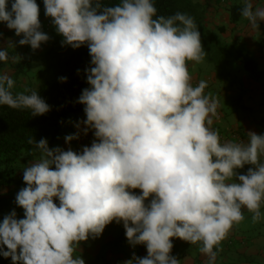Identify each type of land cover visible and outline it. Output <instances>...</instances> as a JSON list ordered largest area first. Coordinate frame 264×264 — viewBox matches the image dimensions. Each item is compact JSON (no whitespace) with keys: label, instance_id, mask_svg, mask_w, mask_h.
Segmentation results:
<instances>
[{"label":"clouds","instance_id":"9594fccd","mask_svg":"<svg viewBox=\"0 0 264 264\" xmlns=\"http://www.w3.org/2000/svg\"><path fill=\"white\" fill-rule=\"evenodd\" d=\"M44 6L62 46L86 45L91 57L89 87L76 101L86 119L74 122L77 131L64 140L70 144L90 131L94 139L77 152L28 138L33 159L15 197L24 218L15 209L3 217L0 256L12 264H85L74 255L80 243L115 221L130 246L147 250L124 264H179L171 255L174 237L199 245L215 264L222 241L245 219L243 209L252 223L262 219L264 134L248 131L247 142H222L212 127L220 102L205 94L207 81L193 86L188 70V62L202 63L207 54L198 25L180 12L157 15L154 0L112 6L44 0ZM241 14L254 29L264 20V8L254 10L252 0H244ZM0 22L32 50L50 39L36 0H12L10 9L0 0ZM8 60L0 50V61ZM14 84L0 74V106L32 116L51 110L37 91L14 95ZM245 165L252 167L239 172Z\"/></svg>","mask_w":264,"mask_h":264},{"label":"trees","instance_id":"16d2710c","mask_svg":"<svg viewBox=\"0 0 264 264\" xmlns=\"http://www.w3.org/2000/svg\"><path fill=\"white\" fill-rule=\"evenodd\" d=\"M119 2L120 0H103V3L107 6ZM11 3L12 0H8L9 9ZM36 3L39 6V18H44V0H36ZM154 3L158 10L157 15L170 16L180 12L191 16L198 25L201 41L207 53L204 62L211 66H209V70L212 74V76H206L207 88L210 86L212 88L205 93L206 95L211 93L218 98L220 110L224 111L222 104L228 103L229 106L234 105L233 108L229 107V111L242 113L252 111V106L246 105L243 101V97L249 93L251 89L249 86L251 85L259 87L260 98L262 104H264V68L261 67L262 65L252 49L253 44L247 46L239 43L238 39L240 38H237V34H234L232 39L225 40L219 34L223 31L222 26L216 27L210 23L218 31L209 28L204 16L206 13L205 6L197 0H154ZM243 7L244 2L240 1L227 7L230 23L236 24L241 20H247L241 14ZM41 25V30L50 37L45 42L44 51L38 57L43 64L42 67L38 71L28 69L31 61L30 57L33 59L29 53L32 51L30 45L20 46V51L17 54H13L14 52L9 53L7 62L11 64L12 70H14L12 74L14 81H17L21 76L26 78L25 82L28 81L25 87L14 86L11 90L13 94H31V91H37L51 106V110L41 116H32L30 110L27 109L18 110L9 108L6 105L0 106V222L7 215L6 209L8 207L15 210L20 208L15 203V197L17 192L25 186L22 179L23 168L33 159L30 154L32 146L28 144V138L34 137L37 141L46 138L49 147H55L59 126L65 122L67 114L77 113L84 108V105L76 101L82 90L89 87L85 74V69L91 61L88 47L84 45L78 49H73L68 45L62 46L61 41L64 38L57 32L54 35L51 34L54 26L50 21L46 20ZM1 26L0 32L3 33L1 37H9V33H12L13 30L10 32L2 30ZM233 27L232 33H236L239 28ZM261 27V34H264V25H261ZM18 38L21 39V37ZM258 38L260 40H254L255 46L262 47L264 43L260 37ZM10 44L11 42L6 44L7 47L4 48L7 50ZM13 57L20 62L14 63ZM23 59L26 61L24 62ZM193 67H196V65L193 62H188V70H193ZM78 69L80 70L79 73L77 72ZM60 77H67V81L61 82ZM197 78L200 81L199 73ZM218 81H225V84H219L217 85L218 88H214ZM33 82L38 85L37 89L32 88ZM223 86L226 88L224 89ZM250 96L248 95L246 98L251 100L252 97ZM220 118L222 119L221 115L218 119ZM223 122L228 123V120L224 119ZM222 128L218 127V131L222 132ZM240 134L241 138L236 142L243 141L247 137L241 132ZM226 138L232 137L229 135ZM224 140L221 138L222 142ZM234 241L235 239L231 243H234ZM0 264H12L11 258L0 256Z\"/></svg>","mask_w":264,"mask_h":264},{"label":"rangeland","instance_id":"374dc122","mask_svg":"<svg viewBox=\"0 0 264 264\" xmlns=\"http://www.w3.org/2000/svg\"><path fill=\"white\" fill-rule=\"evenodd\" d=\"M200 3H202L205 6V20L209 26V28H211L212 30H217L218 29H214L213 26L210 24L212 23L213 25H215L216 27H220L222 26L223 31L222 33L219 32L220 36L222 38H224L225 40H229L232 39L234 34H237V38L238 42L243 44V45H249V44H253L252 49L255 51L257 58L259 59V62L261 63V67L264 68V44L261 46H255V42L254 40H260L258 37H260L262 39V42L264 43V34H261V25H264V20L259 21V26L256 27L255 29L251 27L250 22L248 20H244V21H239V23L233 24L229 22V11L227 7H230L232 5V3H237V2H244V0H197ZM253 3V8L254 10L256 8H264V0H252ZM225 4V5H224ZM45 10V8H44ZM44 18L48 21L51 22V18L47 17L46 15H44ZM44 18H39L41 21V24H43L46 20ZM4 26H1V25ZM53 25V24H52ZM0 26L2 27V30H8L9 32L11 31L10 29L7 28L5 23H1ZM51 26V25H50ZM54 26V25H53ZM233 26L238 27L239 29L236 30V33H232V28H234ZM226 29V30H225ZM56 28L55 26L52 29L51 34L54 35L56 33ZM232 33V35H230ZM264 33V32H263ZM9 37H5L0 39V50H5L7 47L6 44H9V42H11V44L9 45V48L7 49L9 52H14L13 54H17L20 50V46L23 45H19L18 41L20 38H18V36L15 35V30H13L12 33H9ZM22 38V36H19ZM3 46V48H1ZM46 46V43H42L39 49L36 50H32L30 53V55L33 57V59H31L30 57V64L28 69H31V71H38V69L40 67H42V62L41 60L38 59V57L42 54V52L44 51V48ZM24 62L26 61L25 59H23ZM195 64V62H193ZM14 64V63H13ZM196 67H193V70L190 69V74L191 75H198L200 76V80H205L207 75L212 76L211 72H210V65L206 64V62L199 63V64H195ZM210 66V67H209ZM12 67L11 64H9L8 62H4V61H0V74H4L7 73L8 75L11 76L12 78V74H13ZM25 77L21 76L19 77V79L17 81H14L15 84L14 86H23L25 87L27 82H25ZM228 81V80H227ZM225 84V81L223 82H219L215 84L214 88H218L217 85L219 84ZM248 84V83H247ZM207 85H208V81H207ZM252 86V87H251ZM249 86L251 89L249 90V93H247L245 95V97H243V101L245 102L246 105L248 106H252L253 110L252 111H246L244 113L242 112H235V111H229V107L233 108V106H229L228 103H224L223 105V110H219V115L222 116V121H224V119L228 120V129H227V134L229 135H234L235 139L233 138H228L233 142H236V140H238L240 137V132L245 134L247 137L245 139H243V142H247L248 140V131H255L258 134H264V122H262L264 120V104H262L261 98H260V90L259 87H256L255 85H251ZM33 89H37L38 85L36 84V82H33ZM209 88H212L211 86ZM223 88L225 89L226 87L223 86ZM248 95H251L250 97H252L251 100H248L246 97ZM216 97V96H215ZM222 100V99H221ZM84 109V108H83ZM80 110L77 113H69L66 115L65 118V122H63L60 126H59V132L58 135L56 137L57 141H61L64 139V137L66 135L72 134L75 132L74 129V122H77L79 120L82 119H86L85 113L84 111ZM90 134H92V132L90 131ZM226 136V135H224ZM94 138V137H93ZM226 140V139H225ZM224 140V141H225ZM73 143V147H74V142L75 140L71 141ZM56 143V142H55ZM74 150V149H73ZM262 160H264V157H262ZM249 167H252L251 165H245V167L243 169H239L238 171L241 173H246L247 169ZM263 208V206H262ZM261 208V212H262V219L260 222L258 223H252L251 217H252V213L248 212L247 210L245 212H243L245 219L238 224L239 227H241V225H243L244 230H247V234H258V233H262V231H264V211H262ZM13 209L11 207H8L6 209V213L9 214ZM17 213V218H24V210L22 208H18V210H15ZM122 224L121 223H116L115 221L113 222V228H118L120 227ZM104 232V231H103ZM264 233V232H263ZM125 243V242H123Z\"/></svg>","mask_w":264,"mask_h":264},{"label":"crops","instance_id":"0c3cea01","mask_svg":"<svg viewBox=\"0 0 264 264\" xmlns=\"http://www.w3.org/2000/svg\"><path fill=\"white\" fill-rule=\"evenodd\" d=\"M1 48H3V46ZM191 76L193 86H195L199 82L197 78L198 75ZM209 89L210 88H206L204 91L207 93ZM219 110L220 107L218 108V113ZM227 126L228 123L223 122L220 118L215 120L212 127L214 129L223 127L222 132L219 131V134L222 135L224 139L229 140L226 138L228 136ZM74 129L76 132L77 129L75 127ZM93 139V135L89 132L87 135L81 134L79 139H75L74 147L72 142L68 144L64 139L61 141H57L56 139L55 147L60 146L65 150L71 147L74 151L79 152L82 146H90ZM133 191L137 194L140 192L139 189ZM55 202L58 204V199H56ZM242 211L245 212L246 209ZM262 211H264V206ZM113 222L105 227L100 237L95 239L90 237L89 240L81 242L80 247L77 248L74 255H81L85 260V264H124L125 261L132 258L133 253L139 257L146 256V247L144 245H137L135 248L130 246L127 242L123 225L118 228H113ZM263 232L264 231L256 235L247 234V230H244L243 225H241V227H239V225H234L228 237L223 240L219 246L220 250L217 252L215 264H264ZM234 239V243H231ZM172 242L174 246L171 255L179 260V264H209L208 257L199 251V245H191L189 242L175 237L172 238Z\"/></svg>","mask_w":264,"mask_h":264},{"label":"built area","instance_id":"2783aa9c","mask_svg":"<svg viewBox=\"0 0 264 264\" xmlns=\"http://www.w3.org/2000/svg\"><path fill=\"white\" fill-rule=\"evenodd\" d=\"M231 137L235 139V136H234L233 134L231 135ZM221 138L224 139V137H222V136H221ZM239 142H240V141H239Z\"/></svg>","mask_w":264,"mask_h":264}]
</instances>
